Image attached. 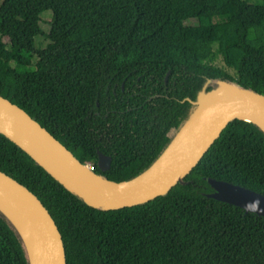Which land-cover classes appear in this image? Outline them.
I'll use <instances>...</instances> for the list:
<instances>
[{
  "label": "trees",
  "instance_id": "16d2710c",
  "mask_svg": "<svg viewBox=\"0 0 264 264\" xmlns=\"http://www.w3.org/2000/svg\"><path fill=\"white\" fill-rule=\"evenodd\" d=\"M46 10L50 43L36 48ZM219 80L264 95V0H0V95L110 180L148 168ZM0 170L47 207L67 264H264V216L208 196L207 178L264 194L251 121L229 122L182 182L134 206L89 205L1 132ZM0 264H30L1 210Z\"/></svg>",
  "mask_w": 264,
  "mask_h": 264
},
{
  "label": "water",
  "instance_id": "95a60500",
  "mask_svg": "<svg viewBox=\"0 0 264 264\" xmlns=\"http://www.w3.org/2000/svg\"><path fill=\"white\" fill-rule=\"evenodd\" d=\"M168 77V75H167ZM167 80V78H166ZM210 82V81H209ZM207 90V84L192 101L195 109L163 152L140 174L128 180L114 181L82 163L60 140L26 110L0 95V132L19 145L67 189L96 208L118 209L148 202L165 194L182 182L222 130L234 119L251 121L264 131V95L240 85L219 80ZM194 135L172 159L163 160L168 147L191 123ZM192 123V124H193ZM112 157L98 151L102 171L111 167ZM215 191L208 196L264 216V194L222 179L207 178ZM0 210L19 231L29 259L30 251L24 233L8 208L18 211L19 218L30 225L32 237L42 255L41 264H67L62 234L53 216L40 198L20 181L0 170Z\"/></svg>",
  "mask_w": 264,
  "mask_h": 264
},
{
  "label": "bare ground",
  "instance_id": "6f19581e",
  "mask_svg": "<svg viewBox=\"0 0 264 264\" xmlns=\"http://www.w3.org/2000/svg\"><path fill=\"white\" fill-rule=\"evenodd\" d=\"M191 122L173 141V143L168 147L166 152L163 154L160 161L154 166V168H157L159 163L163 160L172 159L176 153L181 151L183 149L185 141L192 137L195 133L194 131V123ZM2 198L0 197V204L2 203ZM11 215L17 220V222L20 224V227L24 233V236L26 238V241L28 243V248L30 251V259H32V264H41L42 262V255L39 252L37 248V241L32 237V229L30 225L25 224L22 222V220L19 218L18 211L12 210L8 208Z\"/></svg>",
  "mask_w": 264,
  "mask_h": 264
},
{
  "label": "rangeland",
  "instance_id": "374dc122",
  "mask_svg": "<svg viewBox=\"0 0 264 264\" xmlns=\"http://www.w3.org/2000/svg\"><path fill=\"white\" fill-rule=\"evenodd\" d=\"M52 15H53L52 10H46V11H44V12L41 14L42 19H41L40 24H41V27H42V29H43V33H44V32H45V33H49V32H50V29H51V24H50V22H51V19H52ZM189 22H190V23H191V22H196V20H195V19H192V20H190ZM45 33H44V34H40L39 36H37V37L35 38V47H36V48H45V47L50 43V40H49L48 38H46ZM35 60H36V59L33 60V64H32L29 68H32V66H34V64H35ZM216 63H217L218 65H220V66L226 68V70H227L229 73H232V74L234 73V70H233L232 68H228V67L224 64L223 59H222L221 56L217 59ZM89 166L92 167V166L90 165V163H89Z\"/></svg>",
  "mask_w": 264,
  "mask_h": 264
},
{
  "label": "built area",
  "instance_id": "2783aa9c",
  "mask_svg": "<svg viewBox=\"0 0 264 264\" xmlns=\"http://www.w3.org/2000/svg\"><path fill=\"white\" fill-rule=\"evenodd\" d=\"M92 166V164H90ZM93 169V166L91 167Z\"/></svg>",
  "mask_w": 264,
  "mask_h": 264
}]
</instances>
